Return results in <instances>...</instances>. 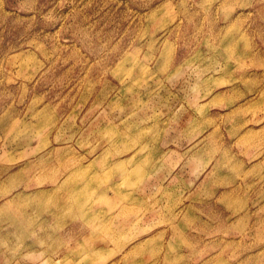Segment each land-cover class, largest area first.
<instances>
[{"label": "rangeland", "instance_id": "rangeland-1", "mask_svg": "<svg viewBox=\"0 0 264 264\" xmlns=\"http://www.w3.org/2000/svg\"><path fill=\"white\" fill-rule=\"evenodd\" d=\"M0 264H264V0H0Z\"/></svg>", "mask_w": 264, "mask_h": 264}]
</instances>
